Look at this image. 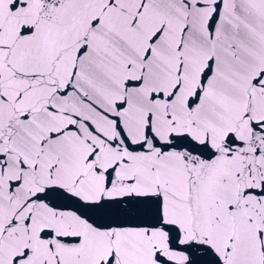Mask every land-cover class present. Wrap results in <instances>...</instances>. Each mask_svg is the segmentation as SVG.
I'll return each instance as SVG.
<instances>
[{"label":"snow or ice","instance_id":"obj_1","mask_svg":"<svg viewBox=\"0 0 264 264\" xmlns=\"http://www.w3.org/2000/svg\"><path fill=\"white\" fill-rule=\"evenodd\" d=\"M0 264H264V0H0Z\"/></svg>","mask_w":264,"mask_h":264}]
</instances>
